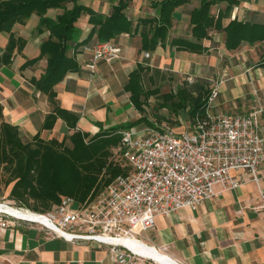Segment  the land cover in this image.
I'll return each instance as SVG.
<instances>
[{"label":"crops","instance_id":"1","mask_svg":"<svg viewBox=\"0 0 264 264\" xmlns=\"http://www.w3.org/2000/svg\"><path fill=\"white\" fill-rule=\"evenodd\" d=\"M159 1L129 0L125 13L135 25L140 18L156 16ZM235 1L222 18L223 25L234 18L264 23V0ZM80 2L107 15L118 0ZM199 4L200 0H189L174 8L166 37L154 50H139L142 25L137 31L116 36L113 42L121 48L120 57L99 62L93 72L87 70L86 64L95 38L81 45H70L67 54L75 56L82 71L67 73L54 86V91L61 107L79 114L77 129L94 134L98 130L95 121L101 122L103 127L115 125V120L117 124L126 122L134 106L123 84L138 64L144 67L143 87L145 78L157 86L176 78L177 88L190 85L192 92L208 91L209 87V95L215 92L210 104L212 114H243L261 109L258 121L264 127V40L242 42L230 50L225 47L224 32L214 29L208 38L200 41L201 52L181 50L171 44L173 38H192L189 13ZM227 5V0H220L211 5L210 12L217 15ZM61 12V9L51 8L46 15L54 18ZM88 17L83 13L75 22L79 30L78 42L86 38L92 27ZM37 23L38 16L33 14L24 24L16 23L12 28L26 43L10 65L0 60V104L5 120L18 126L24 140L36 133L43 139L62 140L71 130L60 118L52 129L42 128L50 105L46 95L31 83V78L38 79L43 73L46 59L43 57L21 67L25 60L39 55V44L48 36L47 31L35 32ZM7 36L6 32H0V55ZM145 52L149 53L148 57L144 56ZM181 76L183 82L179 81ZM109 119L113 122L108 123ZM259 171L260 180L256 184L249 180L246 170H234L233 176L244 180L242 185L226 191H220L215 185L217 193L202 201L197 209L182 208L158 216L151 228L137 230V236L177 264H264V213L251 208L258 204L260 193L264 192V163ZM0 264L116 263L111 261L104 244L69 242L35 224L10 219L4 228L0 226ZM148 264L159 263L150 261Z\"/></svg>","mask_w":264,"mask_h":264},{"label":"trees","instance_id":"2","mask_svg":"<svg viewBox=\"0 0 264 264\" xmlns=\"http://www.w3.org/2000/svg\"><path fill=\"white\" fill-rule=\"evenodd\" d=\"M188 1L160 0L156 16L140 18L133 25V21L125 13L129 0H118L116 4H112L107 15L96 12L80 0H0V32L8 34L7 43L0 55L1 62L10 65L15 55L21 54L24 49L26 40L15 34L12 29L14 24H24L31 15H37L35 32L40 34L47 31L48 36L39 44V55L25 60L21 67L25 68L43 57L46 59V67L41 76L38 79L31 78V83L46 95L50 105L42 128L52 129L60 118L71 130L62 140L43 139L39 133L24 140L18 126L5 120L0 104V171L4 184L9 186L8 198L11 203L34 211H46L58 204L63 196H70L78 203L83 202L96 196L117 175L128 172L129 166L119 149L120 132L134 125H153L152 121L139 117L130 123L108 127L95 121L98 130L90 134L76 128L79 114L57 103L54 86L67 73L82 71L75 56L67 54L72 43L81 45L93 37V45L113 41L116 36L137 31L139 25H142L139 50H154L166 37L174 8ZM218 1L220 0H200L199 6L189 13L192 38H173L171 44L181 50L201 52L203 46L200 41L208 38L209 32L214 29L224 32V44L230 50L237 48L242 42L264 40V23L234 18L223 25L222 18L236 1L227 0L228 5L224 11L220 10L214 15L210 12V7ZM70 3L71 7H68ZM51 8L61 9L62 12L54 18L50 17L46 13ZM83 13L89 16L88 22L92 27L86 38L78 42L75 22ZM143 70L144 67L138 64L129 72L123 84V90L129 93V100L138 111L143 110L148 95L156 91L144 89ZM207 92L206 89L192 92L181 86L174 92L160 95L163 103L173 105L174 110L184 109L192 117L196 113L204 115Z\"/></svg>","mask_w":264,"mask_h":264},{"label":"built area","instance_id":"3","mask_svg":"<svg viewBox=\"0 0 264 264\" xmlns=\"http://www.w3.org/2000/svg\"><path fill=\"white\" fill-rule=\"evenodd\" d=\"M120 55L121 48L113 41L95 43L86 68L93 72L99 62ZM214 97L215 92L207 97L204 115L194 114L179 129L157 120L153 125L122 129L119 149L129 170L96 196L79 203L63 196L46 211L0 201V226L4 228L12 219L40 226L69 242L104 244L116 264H165L137 248L155 249L137 236V230H148L158 216L182 208L197 209L217 193L215 185L220 191L239 187L244 180L233 176L234 170H246L256 184L260 180L259 168L264 163V127L258 121L261 109L212 114ZM251 208L264 213V192Z\"/></svg>","mask_w":264,"mask_h":264},{"label":"rangeland","instance_id":"4","mask_svg":"<svg viewBox=\"0 0 264 264\" xmlns=\"http://www.w3.org/2000/svg\"><path fill=\"white\" fill-rule=\"evenodd\" d=\"M76 34L75 36L79 37V30L76 28ZM145 84L144 89L145 90H153L156 89V91L152 94H149L148 97L145 99L146 102L144 104L143 110L138 111L137 109H132L129 114L126 116V122L123 123H130L135 120H138L139 117H143L149 121H155V120H161L166 123H168L171 126L176 127L179 129L182 125L185 126L186 124H189V121L191 119L190 116L187 115L186 110L180 109V110H174L173 105L167 103H163V100L161 98V93L172 91L174 92L176 90V81L177 79H169V81L166 83V85H156L153 84L154 82L149 81L145 78ZM179 81L183 82V77H179ZM200 82V81H199ZM203 82V81H201ZM202 84V83H201ZM183 85V84H182ZM206 87V86H205ZM189 90L191 89L190 85L187 87ZM208 88V92L206 96L210 93V88ZM154 91V90H153ZM152 91V92H153ZM205 96V97H206ZM165 105V106H164ZM174 111H173V110ZM112 119L108 121V123H112ZM115 125H117V120L114 121ZM122 123V122H121ZM120 124V123H119ZM144 124V121H143ZM9 193V186H6L4 184V177L2 176V172L0 171V201H10L11 199L8 198Z\"/></svg>","mask_w":264,"mask_h":264},{"label":"bare ground","instance_id":"5","mask_svg":"<svg viewBox=\"0 0 264 264\" xmlns=\"http://www.w3.org/2000/svg\"><path fill=\"white\" fill-rule=\"evenodd\" d=\"M1 207V206H0ZM4 209L6 211L9 212H14L13 208L10 207H4ZM141 252H144L145 254H148L149 256L153 257L154 259H157L161 262H164L165 264H177L176 262H174L172 259H170L168 256H166L163 253L158 252L157 250L153 249V248H149L146 247L144 245H140L139 247H137Z\"/></svg>","mask_w":264,"mask_h":264}]
</instances>
